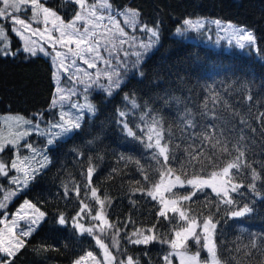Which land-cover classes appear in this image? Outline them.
<instances>
[{
  "label": "trees",
  "instance_id": "trees-1",
  "mask_svg": "<svg viewBox=\"0 0 264 264\" xmlns=\"http://www.w3.org/2000/svg\"><path fill=\"white\" fill-rule=\"evenodd\" d=\"M91 2V0H89ZM113 8L123 10L125 7L139 11L141 24L158 26L160 40L154 54L143 66V78H131L132 67L124 70V86L112 97L99 91H93L90 99L97 106L95 116H86L82 129L78 134L57 142L47 150L50 160L47 167L22 189L15 197L8 200L7 210L13 212L22 200L31 201L48 213L46 220L36 232L28 238L24 249L15 257L14 264H72V261L87 251L98 254V248L92 237L76 234L70 227L64 228L55 223V214L63 212L71 218L80 208V200L87 203L93 214L99 207L90 196V188L98 189L101 199L108 197L110 204L105 205V212L110 222L124 229L130 217L134 224H129L127 231L131 233L135 227L150 228L157 225V234H166L169 225L163 218L157 221L159 210L157 202L140 192L137 188L147 189L159 180L162 168V157L153 155L155 148L146 147V139H134L127 136L117 109L129 111L130 102L124 100L125 93H134L141 106L131 109L126 119L129 126L138 136H146V126L155 116L162 122L164 140L172 138L173 144H180L177 150L180 161L186 162L182 149L187 133L182 135V119L185 110L190 109L199 116L207 112L209 116L228 117L233 112L239 119L248 123L246 128H256L255 146L248 152V159L258 172L264 168V137L260 135L261 125L254 119L264 113V0H110ZM46 7L55 10L64 21L72 19L76 5L65 0H41ZM26 21H31L32 13L22 10L17 14ZM205 18L210 22L219 20L244 27L252 31L256 37L255 44L246 45L242 51L224 49L220 40L202 36L184 38L174 34L177 27L183 25L185 19ZM6 28L10 21H0ZM32 25L38 26L39 23ZM223 28V26H222ZM191 32V31H190ZM12 50L20 47V42L9 30ZM221 45L222 47H219ZM54 92L52 70L49 60L42 56H27L19 52L15 58L0 57V114H19L33 121L48 120L51 112V101ZM252 99H246L247 96ZM149 113L150 115H145ZM143 116V120H141ZM203 122H207V119ZM218 125L221 121H215ZM229 127H237L238 120L229 123ZM140 125L145 128L141 132ZM191 129H189V132ZM249 133L246 132V135ZM210 153V150H207ZM11 149L5 148L0 159L9 162ZM82 153V155H79ZM230 157L224 156L223 161ZM96 171L91 178L87 195L85 185L88 183L86 171L89 166ZM172 167L180 174V165L172 163ZM207 175L215 170L213 165L204 161L203 166L195 169L187 167L188 178L195 170ZM235 171V170H233ZM144 174L149 179L144 180ZM262 180L257 181V190L262 193L257 197L247 187L239 191L243 195L233 193L236 201L233 205L220 203V198L205 188L197 191L192 200L183 206L192 210L193 214H214L220 223L217 228L216 243L218 256L226 264H264V172ZM183 178V177H182ZM7 177L0 176V200L8 195L3 188ZM236 182L245 186L251 183V176L242 173ZM64 186L69 189V198L63 196ZM80 187L77 197L73 189ZM193 189L190 186L174 189L177 196L188 195ZM135 193V194H134ZM244 204L253 209L242 217H230L229 213ZM219 206V212L216 206ZM2 210H0V213ZM171 215V213H170ZM88 216L82 222H85ZM86 226L89 223H85ZM23 227V225H22ZM101 234V239L112 248L111 236ZM122 255H132L139 259V264H162V256L169 250L167 245L153 242L147 246L126 243L122 230L117 237ZM255 242L256 249L251 245ZM49 247V251L39 250ZM189 250L201 251V259L206 253L189 241ZM126 250V251H124ZM114 254H117L113 250ZM251 255H248V253ZM145 253H147L145 255ZM173 264H177L173 258Z\"/></svg>",
  "mask_w": 264,
  "mask_h": 264
},
{
  "label": "snow or ice",
  "instance_id": "snow-or-ice-1",
  "mask_svg": "<svg viewBox=\"0 0 264 264\" xmlns=\"http://www.w3.org/2000/svg\"><path fill=\"white\" fill-rule=\"evenodd\" d=\"M65 2L77 6L72 19L68 22H65L55 10L41 3V0H0V21H10L9 28L0 24V57L11 56L15 58L21 51L30 57H35L41 53L45 56L51 55L43 43H38L36 39H33V37H39L41 41H46L54 51L53 64H57L58 61V67L53 73L55 91L52 107L60 105L61 110L59 119L55 123L50 122L46 132H40L41 135L47 137L45 148L38 150L30 143L21 145L20 141L31 134L27 130L19 132L17 136L10 140H0V153L9 145L14 148L13 158L10 162L6 163L3 159H0V176L7 177L11 184L17 186V189L27 187L47 167L50 163L47 155L48 148L56 146L58 141L78 134L82 129L86 116L96 115L97 106L91 102L87 95L90 90L97 89L110 98L126 86L124 70L128 67L127 61L116 57L117 64L113 66L112 60L105 59L102 55V49L115 52L118 47H123L125 44H131L132 47L137 48L138 50L134 53L136 59L131 65L133 69L131 78H143L145 75L143 66L154 54V50L159 44L160 32L158 26L149 27L147 24H139V30L147 33L148 39L146 41L140 40L138 43L135 36L129 37L124 27H121V21L117 17H123L124 25H130L134 29L138 26L139 11L137 9L125 7L121 11L113 8L110 0H93L92 3H89V0H65ZM22 10L32 13L31 21H26L17 15ZM105 21H107V24L104 23ZM33 23H42L44 25L43 30L33 28ZM211 23L221 27V21L219 20L211 21ZM49 24H51V28L48 27ZM204 26L205 22L203 20L188 18L183 21L181 27L175 29V34L184 36L189 31L199 33ZM223 27L224 30L235 36V43L239 48L244 49L246 45L255 44L256 37L252 31L244 27L234 26L231 23ZM9 30L23 41L20 49L12 50L11 39L7 34ZM58 46L66 51L56 50ZM123 55L128 57L129 52L125 51ZM70 57L72 58L71 64L67 63ZM76 58L86 64L88 68H96L97 62H103L106 69L103 71L98 70L95 76L86 71L80 76H72L71 73L76 65ZM120 65H124V70L120 69ZM60 70L69 73L70 79L75 84L83 85L85 93L83 103L79 101L72 102V97L79 95L78 89H65L60 86L58 76ZM76 72L79 73L80 69L77 68ZM102 78L105 81L104 83H101ZM246 99L251 100L252 97L249 95ZM124 100L130 102L131 107L129 111L117 109V115L120 118L117 123L122 125L127 136L142 142L146 139V147L157 150L153 155V159H157V156L163 158L162 162L157 160V163L162 164L159 171V180L152 183L149 188H137L135 192H140L157 202L159 206L156 213L157 221L159 222L163 218L169 225V231L166 234H157V225L153 224L150 228L135 227L129 233L127 231L128 225L134 224L130 217L126 220L124 229H121L107 218L105 205L111 203L110 199L108 197L101 199L98 189L91 187V199L99 206L94 214L93 209L83 200L79 201L80 208L71 218L63 212L55 214V223L58 226L70 227L80 236L87 234L94 239L96 246L101 249L100 258L92 251H87L84 255L73 260L72 264H89V260L93 264H139L138 258H134L132 255H122L117 239L122 230L125 234L126 243L147 246L156 242L167 245L169 250L162 256V264H173V257L177 258L179 264H226L218 256L216 243L217 228L220 221L214 219V214H193L190 208L183 205L191 201L197 191H203L205 188H210L220 198V203L227 205L236 203L232 194L243 195L239 191L243 187L250 189L257 197L262 195L257 190V181L262 180L261 172H264V168L261 169V172H258L247 155L255 146L254 136L257 129L254 127L246 128L245 125L248 122L239 119L234 112L228 117L217 115L215 112L211 113V116L207 112L200 113L197 116L190 109H186L184 118L181 121L183 125L182 135L187 133L184 139L186 147L182 149L186 162H182L177 156V150L181 149V145L173 144L171 137L162 143L164 140L162 122L155 116L151 117L150 124L146 126V136L137 135L133 127L129 126L126 117H128L131 109L141 106L137 103L134 93H125ZM66 103L68 105L67 111L64 110ZM145 115L150 114L145 113ZM206 119L207 122H203ZM225 119L229 123L238 120L239 126L229 127L223 123ZM254 119L261 125L260 135L264 137V113H259ZM141 120H143V116H141ZM215 121H221V124L218 125ZM21 123L31 124V121L17 118V124ZM33 127L38 130L39 124L37 123ZM135 127L141 126L136 125ZM189 129H191L190 132ZM144 131L145 128L141 127V132ZM246 132L249 134L246 135ZM21 147L29 151L31 155H21ZM262 147H264V142H262ZM206 149L210 150L211 154ZM79 155H82V153ZM224 156L230 158L221 164V158ZM204 161H207L209 165H213L215 170L205 175L203 174V167H201L199 172L194 170L191 177L188 178L187 167L191 165L195 169L197 166H203ZM173 162L180 165V174H177V169L172 167ZM12 171L19 175L9 176V172ZM95 171L94 166L90 165L87 168L86 195ZM242 173H248L251 176V183L246 186L243 183L236 182L237 176ZM148 179V175L144 174V180L147 181ZM186 185L193 190L188 195L177 196L174 189L184 188ZM73 191L77 197L80 196L79 186H76ZM15 195L16 191L5 195L3 200H0V209H5L7 207L6 202ZM63 196L65 199L69 198L67 186H64ZM216 211L219 212L218 205ZM252 211L253 209L248 204H244L239 209L231 211L229 216L233 218L242 217ZM85 214L95 223L86 226L82 222ZM47 216V212L42 211L40 207L31 201L25 200L17 212L12 214L10 221L6 212L3 217H0V225H2L0 227V264H14L15 257L26 247L28 238L37 231ZM21 222H23V227ZM109 230H114L111 236V249L101 239V234L108 235ZM189 241L206 251L207 259H201L200 250L191 252ZM251 247L256 249V243L253 242ZM39 250L49 251L50 249L42 246ZM113 250L117 254H114ZM248 255H251V253L249 252Z\"/></svg>",
  "mask_w": 264,
  "mask_h": 264
},
{
  "label": "rangeland",
  "instance_id": "rangeland-1",
  "mask_svg": "<svg viewBox=\"0 0 264 264\" xmlns=\"http://www.w3.org/2000/svg\"><path fill=\"white\" fill-rule=\"evenodd\" d=\"M92 2H93V0H91V2H89V3H92ZM76 10H77V6H76ZM40 19L42 20V17ZM117 19H119L121 21V27H124L125 32L128 33L129 37H131V36H135L136 37V42L137 43L140 40H145L146 41L148 39V34L144 33V32H141L139 30V24H141L139 22V20H138V26L134 29L130 25H124L123 24V17H117ZM197 19L203 20L205 22L204 28L201 29V31L199 33L194 32V31H191V32L189 31L184 36H181V37L191 38L193 36H202L205 39H209L211 37V35H212V37L215 38V40H217V41L220 40L223 43V46L225 47L224 49L236 50V51H242L243 50V49L239 48L236 45L235 36H233L229 31L224 30V27L222 28V26L228 24V22H222L221 23V27H217L216 24L211 23L209 20H207L205 18H197ZM65 22H68V21H65ZM104 23L107 24V21H105ZM233 25L237 26V27H241V26H238L236 24H233ZM17 27H19V26H17ZM32 27L33 28H40L41 30H43L44 25L42 23H39L38 26L32 25ZM48 27L51 28V24H49ZM149 27H152V26H149ZM101 31H103V29H101ZM53 34L54 35H58L57 33H53ZM174 34H175V30H174ZM177 36H180V35H177ZM16 38L20 42V47L18 48V49H20L22 47L23 41L20 38H18L17 36H16ZM33 39H36L38 41V43H43L45 48H46V50L51 53V55H49V56H45L42 53L39 54V55H42V56L46 57L49 60L50 66H51V70H52V82H53V85H54L53 73H54V71H56V69L58 67V61H57V64H55V65L53 64L52 56H54V51L47 44L46 41H41L39 37H33ZM218 46L222 47L221 45H218ZM56 50H58V51H66L61 46H58ZM137 50L138 49L135 48V47H132L131 44H125V45H123V47H118L115 52H109V51H106V50L102 49V55L105 57V59L112 60L113 66H116V64H117L116 57H119L121 60H126L127 64H128L127 68H129L132 65V62L136 59L134 53ZM125 51L129 52V56L128 57H124L123 53ZM71 59L72 58L70 57L69 60L67 61V63L71 64ZM77 68L80 69L79 73L76 72ZM105 69H106V65L103 62H97V67L96 68H88V66L86 64H84L82 61H80L78 58H76V65H75V67H73L71 75L72 76H80L83 72L86 71L88 73H91L93 76H95V74H96V72L98 70L103 71ZM120 69L124 70V65H120ZM108 70L110 71L111 69H108ZM58 76H59V79H60V86L62 88H65V89H72V88L78 89L79 95L72 97V102L79 101V102L83 103L84 102V96H85V93L83 91V85L75 84L74 81L72 79H70V74L63 72V70L59 71ZM104 82L105 81L102 78L101 79V83H104ZM93 91H99V90H97V89L90 90L87 93L89 98H90L91 93ZM53 97H54V92H53L52 100H53ZM60 110H61L60 105H57L56 107H52V101H51V112H50L48 120L40 119L39 121H33V120H31V119H29L27 117H24L22 115H19V114H0V140H10V139L14 138L15 136H17L19 132H23V131L27 130V131H30L31 134L28 135V136H25L20 141V144L23 145L24 143H30L35 148H37L38 150H43L45 148L47 137L44 136V135H41L40 132H46L49 123L50 122L55 123L59 119ZM64 110L65 111L68 110L67 103L64 106ZM73 111H75V110H73ZM17 118H22L25 121H31V124H23V123H21V124L18 125L17 124ZM37 123L39 124V129L38 130L33 127ZM5 148H9L12 151L11 152V156L9 158V162H10L11 158H13L14 148L11 145H9V146H7ZM20 151H21V155H31V153L29 151L25 150L23 147H21ZM17 175H19V174L14 172V171L9 172V176H17ZM6 183L7 184H6L5 188H3V191L4 192L6 191L7 194H9L12 191H16V195H17L20 191H22L23 188H25V187H21V188L17 189V186L11 184L8 178L6 179ZM0 188H2V187H0ZM15 196H12L11 198H13ZM3 198H4V196H3ZM11 198H10V200H11ZM24 201L25 200H22L19 203V205L17 206V208L13 212L9 213L7 210L0 209V210H2V212L0 213V217H3L4 213L6 212L7 215H8V219L10 221L11 218H12V214L17 212V210L24 203ZM86 222L89 223V225L95 223V222L91 221L89 218L85 219V222H83V223H86ZM22 225H23V222H21V226ZM0 227H2V225H0ZM205 253H206V251H205ZM96 256L98 258L101 257V249L98 248V254ZM173 258L175 259L176 263L179 264L177 258H175V257H173ZM205 259H207V253H206V258ZM89 264H93V262L91 260H89Z\"/></svg>",
  "mask_w": 264,
  "mask_h": 264
}]
</instances>
